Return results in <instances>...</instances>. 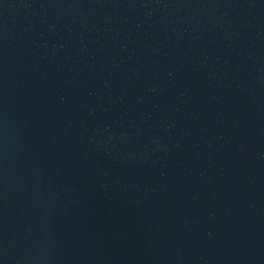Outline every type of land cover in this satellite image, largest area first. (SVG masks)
Instances as JSON below:
<instances>
[{"label":"water","instance_id":"95a60500","mask_svg":"<svg viewBox=\"0 0 264 264\" xmlns=\"http://www.w3.org/2000/svg\"><path fill=\"white\" fill-rule=\"evenodd\" d=\"M0 264H264V0H0Z\"/></svg>","mask_w":264,"mask_h":264}]
</instances>
